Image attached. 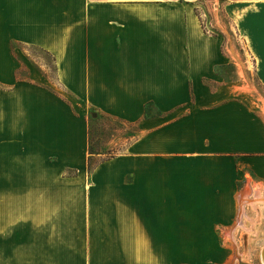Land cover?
Returning <instances> with one entry per match:
<instances>
[{
  "label": "crops",
  "instance_id": "crops-1",
  "mask_svg": "<svg viewBox=\"0 0 264 264\" xmlns=\"http://www.w3.org/2000/svg\"><path fill=\"white\" fill-rule=\"evenodd\" d=\"M196 1L0 0V182L18 183L0 189V264H174V184L155 169L156 154L170 162L175 150L196 166L183 187L219 202L217 228L242 224L241 200L264 194V156L234 169L218 155L264 152V123L238 97H200L224 56ZM224 10L264 89V0ZM27 46L52 57L62 88L19 76ZM87 108L139 134L85 179Z\"/></svg>",
  "mask_w": 264,
  "mask_h": 264
},
{
  "label": "rangeland",
  "instance_id": "rangeland-1",
  "mask_svg": "<svg viewBox=\"0 0 264 264\" xmlns=\"http://www.w3.org/2000/svg\"><path fill=\"white\" fill-rule=\"evenodd\" d=\"M226 1H196V11L205 29L203 31L207 35L221 37V51L224 56V62L215 68V78L204 81L205 87H201L200 97H238L239 101L249 102L255 118L264 123V89L256 78L251 51L236 24L225 13ZM22 50L23 52L19 53L20 77L27 78L30 71L32 77L29 78L33 82L53 90L62 88L56 80L54 63L50 55L32 46L24 47ZM219 89V94H214ZM148 109L149 113L157 112L153 105ZM86 111L85 120L86 126L91 130L92 147L102 153L90 156L89 164L92 167L90 173L85 168L81 169L80 173L84 174L85 179L89 178L95 165L102 160L128 153L130 145L139 134V126L135 122L101 115L95 110L89 111L88 108ZM182 111L183 109H180L176 113L180 114ZM180 152L175 150L169 156L170 162H165L166 156L156 154L160 160L155 169L157 173H167L173 179L174 264H237L239 261L260 264L259 250L264 245V199L253 203L254 197H251L244 205L241 200L240 209L242 212L245 211L243 216L240 213L238 216L239 219L242 217V224L237 225L232 234L227 230L221 231L217 228L214 215L216 210L221 209L219 202L207 198L204 192L197 189L183 187L185 184L183 176L186 175L185 180L192 177L196 173V166L192 165L191 156ZM251 155L262 158L264 152L231 151L218 156L224 162L232 160L235 169V162L243 163ZM72 172L73 169L66 171L67 174ZM243 173L253 177V173L245 168L238 171L240 175ZM249 181L254 187L262 186L250 178ZM244 183V178L239 179L236 182L237 189L240 190ZM6 184H9L10 188L18 185L13 182H0V189H5ZM235 217L234 214L233 224ZM0 233L5 236V229Z\"/></svg>",
  "mask_w": 264,
  "mask_h": 264
},
{
  "label": "trees",
  "instance_id": "trees-1",
  "mask_svg": "<svg viewBox=\"0 0 264 264\" xmlns=\"http://www.w3.org/2000/svg\"><path fill=\"white\" fill-rule=\"evenodd\" d=\"M195 11H196V8H195ZM196 13H197V15H198V17H199V19H200V21H201V17H200V15H199V13H198L197 11H196ZM201 23H202V21H201ZM202 25H203V23H202ZM202 27H203V29H204V25H203ZM204 30H205V29H204ZM91 112H93V111H91ZM88 130H89V146H88V153H89V156H88V158H87L86 169H87V171L90 173L91 170H92V167H91V165L89 164L90 156H91V155H94V154H100V153H102V152L93 149V147H92V143H91V130H90V127H89Z\"/></svg>",
  "mask_w": 264,
  "mask_h": 264
},
{
  "label": "bare ground",
  "instance_id": "bare-ground-1",
  "mask_svg": "<svg viewBox=\"0 0 264 264\" xmlns=\"http://www.w3.org/2000/svg\"><path fill=\"white\" fill-rule=\"evenodd\" d=\"M242 198V197H241ZM244 198V197H243ZM264 198L258 193L256 192L254 194V201H252L253 203H255L256 201H261L263 200ZM246 200V199H245ZM244 200H242V203H243ZM261 250L260 251V255H259V260L261 262V264H264V245L261 247ZM243 263L245 264H248L247 261H242Z\"/></svg>",
  "mask_w": 264,
  "mask_h": 264
},
{
  "label": "flooded vegetation",
  "instance_id": "flooded-vegetation-1",
  "mask_svg": "<svg viewBox=\"0 0 264 264\" xmlns=\"http://www.w3.org/2000/svg\"><path fill=\"white\" fill-rule=\"evenodd\" d=\"M260 251H262L261 249L259 250V255H260ZM259 262H260V260H259ZM240 263V261L237 263V264H239ZM247 263L248 264H253V263H251V262H249V261H247ZM260 264H261V262H260Z\"/></svg>",
  "mask_w": 264,
  "mask_h": 264
},
{
  "label": "water",
  "instance_id": "water-1",
  "mask_svg": "<svg viewBox=\"0 0 264 264\" xmlns=\"http://www.w3.org/2000/svg\"><path fill=\"white\" fill-rule=\"evenodd\" d=\"M239 264H245V263H243V262H240Z\"/></svg>",
  "mask_w": 264,
  "mask_h": 264
}]
</instances>
